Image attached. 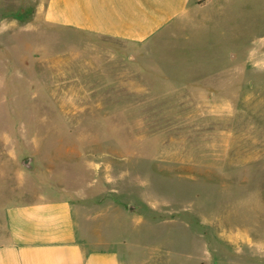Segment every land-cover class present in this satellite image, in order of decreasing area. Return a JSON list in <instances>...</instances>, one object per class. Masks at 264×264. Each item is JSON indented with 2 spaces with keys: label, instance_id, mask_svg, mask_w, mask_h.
Segmentation results:
<instances>
[{
  "label": "rangeland",
  "instance_id": "374dc122",
  "mask_svg": "<svg viewBox=\"0 0 264 264\" xmlns=\"http://www.w3.org/2000/svg\"><path fill=\"white\" fill-rule=\"evenodd\" d=\"M42 2L0 0V208L36 195L41 186L55 187L57 173L69 190L86 189L93 198L103 197L104 204L92 206L89 224L105 227L103 234L118 242L126 240L127 251L137 252L144 264L180 261L179 253L186 251H181L179 241H189V251L198 254L196 238L212 229L199 223L202 217L222 218L219 225L226 235L248 234L263 241L264 0H218L196 23L187 24V32L198 39L187 41L186 58L206 64L195 78L201 87L207 86L202 97L154 89L153 82L164 78L141 75L126 42L56 33L37 17ZM168 41L169 46L175 43L168 38L159 54L154 48L160 60L172 57ZM76 46L84 58L94 55L96 64H105L110 75L90 84L94 99H79L75 111L61 113L56 96L67 91L75 99L82 85L56 83L54 57L71 54ZM230 57L236 60L237 75L227 77L225 68L221 77L215 74L210 64ZM253 77L261 81L250 82ZM215 110L216 115L208 113ZM86 125L94 128L80 129ZM220 130L221 143L207 136L219 135ZM219 149L222 176L194 171L179 178L157 169L161 156L204 162ZM92 153L95 162L72 160ZM27 156L33 157L31 169L20 163ZM247 166L254 171L248 179ZM172 214L191 225L179 227L161 219ZM147 243L160 249L150 250ZM223 248L232 252L227 242ZM227 261L224 264H231ZM180 264L194 260L184 257Z\"/></svg>",
  "mask_w": 264,
  "mask_h": 264
},
{
  "label": "crops",
  "instance_id": "0c3cea01",
  "mask_svg": "<svg viewBox=\"0 0 264 264\" xmlns=\"http://www.w3.org/2000/svg\"><path fill=\"white\" fill-rule=\"evenodd\" d=\"M217 1L43 0L39 6L41 8L37 17L42 24L54 28L56 33L71 31L82 36L111 38L126 42L134 54V66L141 75L149 74L152 77L164 78L157 83L153 82L154 89L168 88L169 91H182L192 97H202L201 93H206L207 86L201 87L200 82L195 81V78L200 76L201 68L206 64H202L200 60L186 58L189 48L187 41L196 40V43L198 39L192 36L196 33L191 35L187 32V24L196 23L200 15ZM168 38L175 39L172 46H169L170 41H168L169 47L166 46L169 50L173 49L171 50L172 54H169L172 57L160 60L156 57L154 48L157 47L156 51L159 54V50L164 47V44L167 45ZM76 48V51L71 54L62 53L54 57L53 76L55 82L62 86L69 80V82L82 85L77 88L74 94L75 99L67 91H60L56 96L55 105L61 113H66V109L70 108L75 111L74 107L78 106L79 99H94V91L90 89V84L99 76L110 75L105 64H96L98 59L94 55L91 58H84L83 50L79 46ZM171 58L175 59L170 60ZM230 58L214 60L210 64L214 67L215 74L221 77L225 68L227 77L237 75L236 60L233 57ZM146 59L150 61L146 63ZM262 65L264 66V63ZM249 81L260 82L261 80H256L253 77ZM84 88H87L88 92L84 91ZM208 113L216 115L218 112ZM204 125L209 127L213 124L204 123ZM91 128L93 129L94 126L86 125L80 129ZM209 135L213 136L215 140H220L221 143V130L219 135L208 133L207 136ZM142 142L150 143L153 147L152 142L147 140H142ZM102 153L110 154L109 151ZM92 154L72 160L74 162H95V159L90 157L95 153ZM2 155L14 161L11 156ZM157 157L160 156L157 155ZM226 159L228 161L230 156H226ZM202 162L198 158L190 160L185 156L168 154L160 157L157 169L159 172L175 174L174 176L179 178L196 173L194 171L207 175H223L221 169L222 149H219L217 156L204 161V165H201ZM246 162L249 163L250 159L247 158ZM250 174H254V171L247 166V179ZM55 180V187L49 185V189H46L41 186L36 195L6 202L0 208V264L145 263L137 257V252L127 251L128 242L126 240L118 242L116 237L103 234L105 227L102 229L89 224L92 206L96 202L104 204L103 197L93 198L89 196L86 189L69 190L57 173ZM244 182V178H241L240 183ZM110 208L111 206L108 205L109 210ZM188 208L191 206L188 205ZM113 209H117L119 212L124 210L122 206H113ZM175 210L177 208L172 211ZM161 219L169 224H177L179 227L191 225L188 220L180 219L173 214L170 217H161ZM198 221L212 228L209 233L205 232L203 236L200 234L201 238H196L197 244L193 246H197L195 252L198 254L189 251L190 247L187 246L189 241H179L178 244H181L183 249L181 251L186 252L179 253L182 256L180 261H171L169 264H180L184 257L188 260L193 259L194 264H207L206 261H211L212 264H224L228 263L227 260L231 264H264V237L263 241H260L248 234L226 235L220 228L222 225L219 223L223 219L219 216L216 218L202 217ZM217 227L219 228L217 229ZM223 242L231 244L232 252L230 250L228 254L224 250ZM121 246H123L122 251ZM144 246L150 250L160 249L154 243H147ZM154 264L161 263L155 262Z\"/></svg>",
  "mask_w": 264,
  "mask_h": 264
},
{
  "label": "water",
  "instance_id": "95a60500",
  "mask_svg": "<svg viewBox=\"0 0 264 264\" xmlns=\"http://www.w3.org/2000/svg\"><path fill=\"white\" fill-rule=\"evenodd\" d=\"M20 163L27 169H31L33 167V157L32 156H27L23 158ZM129 208L131 210H134L135 207L133 205H130Z\"/></svg>",
  "mask_w": 264,
  "mask_h": 264
}]
</instances>
